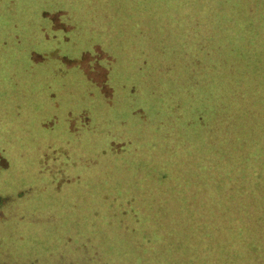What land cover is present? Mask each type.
<instances>
[{
  "label": "rangeland",
  "instance_id": "rangeland-1",
  "mask_svg": "<svg viewBox=\"0 0 264 264\" xmlns=\"http://www.w3.org/2000/svg\"><path fill=\"white\" fill-rule=\"evenodd\" d=\"M0 264H264V0H0Z\"/></svg>",
  "mask_w": 264,
  "mask_h": 264
}]
</instances>
